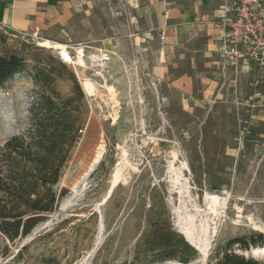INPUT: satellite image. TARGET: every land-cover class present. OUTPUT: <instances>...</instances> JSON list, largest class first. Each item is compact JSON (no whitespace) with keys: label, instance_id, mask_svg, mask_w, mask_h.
Segmentation results:
<instances>
[{"label":"rangeland","instance_id":"obj_1","mask_svg":"<svg viewBox=\"0 0 264 264\" xmlns=\"http://www.w3.org/2000/svg\"><path fill=\"white\" fill-rule=\"evenodd\" d=\"M51 15L38 45L0 40V55L28 59L0 88V153L29 128L33 55L63 64L43 41L76 56L54 87L69 94L73 76L84 123L57 209L26 238L0 237V264H178L143 253L150 229L182 235L190 264H208L228 240L264 235V66L226 64L201 31L165 53L123 0H63ZM244 255L264 262V244Z\"/></svg>","mask_w":264,"mask_h":264},{"label":"trees","instance_id":"obj_2","mask_svg":"<svg viewBox=\"0 0 264 264\" xmlns=\"http://www.w3.org/2000/svg\"><path fill=\"white\" fill-rule=\"evenodd\" d=\"M30 61L34 63L30 80L39 95L29 110V128L7 140L0 153V237L9 244L30 236L57 209L65 193L56 192L60 173L84 123V96L73 76L67 78L72 84L69 94L61 95L54 87L65 80L66 67L44 63L39 54ZM27 62L21 53L0 55V88L23 73ZM141 242L143 253L151 254L155 262L190 264L198 255L171 230L150 229ZM263 244L262 233L230 239L211 253L208 264H264L244 255Z\"/></svg>","mask_w":264,"mask_h":264},{"label":"crops","instance_id":"obj_3","mask_svg":"<svg viewBox=\"0 0 264 264\" xmlns=\"http://www.w3.org/2000/svg\"><path fill=\"white\" fill-rule=\"evenodd\" d=\"M63 0H0V40L23 41V33L38 29L45 36L52 18L51 12ZM125 7L133 11L145 26L143 36L160 42L163 52L179 49L197 31H201L217 51L214 24L223 16L226 0H123ZM180 81L179 79L175 82Z\"/></svg>","mask_w":264,"mask_h":264},{"label":"built area","instance_id":"obj_4","mask_svg":"<svg viewBox=\"0 0 264 264\" xmlns=\"http://www.w3.org/2000/svg\"><path fill=\"white\" fill-rule=\"evenodd\" d=\"M226 2L229 4L223 9V16L214 24L217 32L216 52L228 65H236L240 62L244 65L264 66V0H226ZM20 37L37 45L42 41L38 29L23 33ZM157 38L161 42L164 35L160 33ZM56 51L63 64H73L66 62L65 55H69L73 61L76 59V56L70 55L67 46ZM92 60L97 68H103L106 56H93Z\"/></svg>","mask_w":264,"mask_h":264},{"label":"bare ground","instance_id":"obj_5","mask_svg":"<svg viewBox=\"0 0 264 264\" xmlns=\"http://www.w3.org/2000/svg\"><path fill=\"white\" fill-rule=\"evenodd\" d=\"M40 46H42L44 48L55 49V50H61V49H63L62 46H59L57 44H51L48 41H43L42 43H40ZM65 58H66V62H70V63L72 62V60L70 59V56L69 55H65ZM79 61L82 62L81 59H79ZM209 198L211 200V205H217L218 204V201H219L218 200V197H216V196H210Z\"/></svg>","mask_w":264,"mask_h":264}]
</instances>
